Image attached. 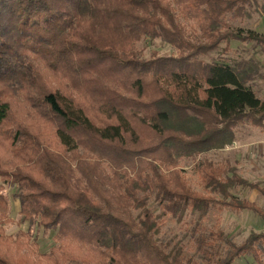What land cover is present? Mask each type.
Here are the masks:
<instances>
[{"label": "trees", "instance_id": "16d2710c", "mask_svg": "<svg viewBox=\"0 0 264 264\" xmlns=\"http://www.w3.org/2000/svg\"><path fill=\"white\" fill-rule=\"evenodd\" d=\"M260 1L0 0V181L15 189L0 185V264H195L158 241L165 216L182 221L219 203L264 220L229 189L264 195L258 183L222 181L200 163L218 200L193 189L180 166L233 144L239 125L264 126L256 63L211 55L233 40L264 51V33L228 22L250 17ZM156 40L176 54L146 57L141 43ZM12 200L29 230L8 237ZM35 225L57 230L49 253L36 254ZM227 243L223 257L201 254L203 264L244 255L262 264L264 232Z\"/></svg>", "mask_w": 264, "mask_h": 264}, {"label": "rangeland", "instance_id": "374dc122", "mask_svg": "<svg viewBox=\"0 0 264 264\" xmlns=\"http://www.w3.org/2000/svg\"><path fill=\"white\" fill-rule=\"evenodd\" d=\"M264 0L260 1V8L253 10L250 17L228 20L231 29L243 28L245 30L255 29L264 33ZM179 20L187 27V31L194 35L201 36L193 23L185 21L183 17ZM196 33V34H195ZM196 35V36H197ZM206 40V39H205ZM203 40V41H205ZM226 46L222 42L219 49L211 55L219 60L250 61L256 63L255 78L251 82L253 89L260 98H264V51L253 43H245L233 40L228 51H223ZM144 48V55L149 57L153 51L160 55L176 54V50L160 40L153 43H141ZM237 143L227 145L224 149L210 151L199 155L194 159H182L180 166L183 169V176L188 180L191 187L197 191L216 196L222 200L220 193L209 190L206 181L203 180L198 169L200 163H212L214 168L219 170L220 179L223 181L230 177L238 176L258 183L264 189V127L254 126L250 123L237 127ZM5 142L4 145H6ZM3 145H0L2 153ZM2 185L10 194L15 189H9L6 184ZM230 192L240 200L255 202L264 210V195L257 190L246 188L240 184L229 187ZM150 203L155 213H160L161 208L154 200ZM20 203L17 200L11 201V211L5 219L6 234L14 237L20 232L29 230V222L22 220L20 214ZM135 214L138 211H134ZM165 224L162 232L158 235V241L168 245V250L176 246L182 248V254L186 259H192L195 264H203V253L206 251L214 259L223 257L229 248L227 239L235 244H242L252 232H264V220L260 214L249 209L226 208L221 204H214L205 214L199 211H189L182 221L171 216H165ZM220 233L222 237L220 236ZM31 244L37 255L49 253L58 244L57 230L45 231L41 226L32 227ZM261 262L264 264V254L261 255ZM234 264H260L252 255H244L237 258Z\"/></svg>", "mask_w": 264, "mask_h": 264}, {"label": "crops", "instance_id": "0c3cea01", "mask_svg": "<svg viewBox=\"0 0 264 264\" xmlns=\"http://www.w3.org/2000/svg\"><path fill=\"white\" fill-rule=\"evenodd\" d=\"M254 126H256V125H254ZM257 126H260V125H257ZM261 127V126H260ZM262 127H264V126H262ZM233 143H237V141H234ZM262 188V187H261ZM252 190H256V189H252ZM258 191V190H257ZM250 202H252V203H255V202H253V201H250ZM256 204V203H255ZM260 207V206H259Z\"/></svg>", "mask_w": 264, "mask_h": 264}]
</instances>
